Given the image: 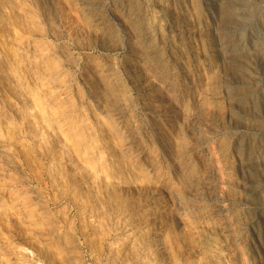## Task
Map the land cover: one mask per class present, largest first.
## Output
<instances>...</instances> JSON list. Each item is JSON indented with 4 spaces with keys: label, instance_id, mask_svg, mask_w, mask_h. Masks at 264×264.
<instances>
[{
    "label": "rangeland",
    "instance_id": "obj_1",
    "mask_svg": "<svg viewBox=\"0 0 264 264\" xmlns=\"http://www.w3.org/2000/svg\"><path fill=\"white\" fill-rule=\"evenodd\" d=\"M242 1L0 0V264H264Z\"/></svg>",
    "mask_w": 264,
    "mask_h": 264
},
{
    "label": "bare ground",
    "instance_id": "obj_2",
    "mask_svg": "<svg viewBox=\"0 0 264 264\" xmlns=\"http://www.w3.org/2000/svg\"><path fill=\"white\" fill-rule=\"evenodd\" d=\"M239 4V7H243L244 6V2L242 1V0H234V2L232 3V6H235L236 4ZM257 54L258 55H260L261 56V58L263 59V61H264V47L263 46H258L257 47ZM238 59L237 58H235V62L233 63V67H236L237 65H239L238 64V61H237ZM166 82V81H165ZM170 84V83H169ZM168 84V85H169ZM172 85V84H171ZM170 85V86H171ZM173 88V87H172ZM170 90H172V89H170ZM174 90V89H173ZM174 92V91H173ZM171 94V93H170ZM170 94H168V96H170ZM175 94V93H174ZM175 96V95H174ZM171 98V97H170ZM122 100H123V98H122ZM125 100V99H124ZM122 102V101H121ZM159 102V101H158ZM121 104H123V103H121ZM127 105V104H126ZM122 106V105H121ZM123 106H125V105H123ZM126 107V106H125ZM128 107V106H127ZM126 109V108H125ZM174 109V108H173ZM170 112V111H169ZM174 113V112H173ZM172 113V114H173ZM171 114V115H172ZM170 115V114H169ZM168 115V116H169ZM171 115H170V117H171ZM163 116H166V115H163ZM131 122H132V120H131ZM134 124V123H133ZM133 124H131V125H133ZM193 127V126H192ZM194 128H195V126H194ZM156 129V128H155ZM157 129H159V128H157ZM156 129V130H157ZM132 130V129H131ZM134 130V129H133ZM158 131V130H157ZM156 132V131H155ZM197 133V132H196ZM157 134V133H156ZM161 134H163V133H161ZM162 137V136H161ZM160 138V137H159ZM162 138H164V137H162ZM182 140V139H181ZM158 142V141H157ZM162 144H163V142H162ZM164 144H166V143H164ZM166 146V145H165ZM177 196V195H176ZM177 198V197H176ZM181 200H182V198H181Z\"/></svg>",
    "mask_w": 264,
    "mask_h": 264
}]
</instances>
